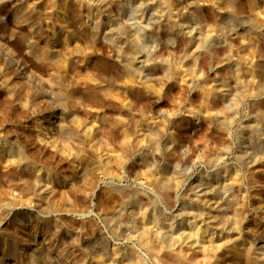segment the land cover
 Masks as SVG:
<instances>
[{
  "label": "clouds",
  "instance_id": "9594fccd",
  "mask_svg": "<svg viewBox=\"0 0 264 264\" xmlns=\"http://www.w3.org/2000/svg\"><path fill=\"white\" fill-rule=\"evenodd\" d=\"M10 2L0 0V6ZM39 2L28 5L21 26L0 29V90L4 102L22 117L15 140L0 131V148L7 149L12 170L0 180L14 186L19 181L37 198L41 192L54 193V185L70 186L73 194L85 192L89 200L103 192L118 198V206L108 215L92 211L95 204L80 211L74 201H66L69 222L57 218L56 232L67 229L64 238L70 243L61 247L46 240L39 252L23 253L24 264H68L90 224L102 226L117 249L128 245L136 250L139 258L129 264H179L177 248L190 241L199 244L204 224L211 228L214 221L225 231L241 233L236 238L241 239L246 216L235 188L247 187L248 169L264 163V110L250 107L264 98V86L252 90L255 80L242 78L247 61L229 38L241 29L246 35L264 33V5L259 0H226L223 8L222 0H74L79 11L73 17L69 0H49L55 16L38 11ZM202 3L225 13L224 19L214 12L209 22L199 8L190 11ZM78 40V46L69 48ZM98 45L107 47L109 66L97 67L90 60L88 70L81 69V57ZM221 47L227 50L218 55ZM233 61L228 76L217 73ZM176 85L179 96L173 91ZM129 89L134 101L127 99ZM118 95L125 99L121 114L113 115L105 109ZM189 117L197 125L206 118L207 127L216 129L196 142L203 147L183 136ZM36 146L41 151H33ZM48 149L67 161L71 174L41 158ZM193 194L192 202L205 209L224 205L236 212L225 218L195 213L200 227L174 235L176 220L192 215L176 213V206ZM209 195L216 199L208 200ZM16 206L0 203V214ZM37 218L47 221L43 227L51 232L50 213L41 209ZM231 244L235 240L208 251ZM81 251L90 256L87 248ZM246 251L252 264H264V250L253 244ZM101 255L111 256L106 246ZM109 264H115V257Z\"/></svg>",
  "mask_w": 264,
  "mask_h": 264
},
{
  "label": "rangeland",
  "instance_id": "374dc122",
  "mask_svg": "<svg viewBox=\"0 0 264 264\" xmlns=\"http://www.w3.org/2000/svg\"><path fill=\"white\" fill-rule=\"evenodd\" d=\"M40 2L42 4L40 7L43 6L44 2H46V7H49V0H40ZM225 2L226 0H222L219 7L223 8ZM259 2L264 5V0H259ZM203 4L206 3H202L201 11H203L206 16L210 17L209 22H211V19L215 18L212 16V13L215 12L216 16L219 12H216L211 4L210 6ZM12 9L13 7L10 3L7 4V6H0V16L6 18L5 21H0V29H2L5 24L9 28L17 27L18 24H15L16 22H14L15 19L13 18ZM40 9V12L46 11L48 14V8H44L43 6ZM78 11L79 9L75 6V4H73L71 13H77ZM85 11L86 9L84 12ZM49 12L51 13L53 10ZM56 23L55 26L58 27ZM46 25L47 23L45 26ZM229 39L232 41V43L239 47V54L245 57L248 64L251 62H257L259 60V55L253 51L254 47H258L264 55V33L252 32L251 35H246L244 30L241 29L237 33H234ZM78 42L80 41H77L76 43ZM226 50L227 49L224 47L217 49L218 55H223ZM233 54L235 55V53ZM86 55L88 56L85 57L87 60L83 61V59H81L80 61V68L84 69L85 71L88 70L85 68V66L90 60L93 64H96L97 67L107 68L109 66L106 63L108 61L109 53L107 47L105 46L98 45L95 51L89 49ZM231 69L232 67H230L229 64H225L222 69L221 67L217 68V73H219L221 76H228L231 72ZM263 75L264 70L263 73L259 75L260 77H257L258 79L261 78L263 80H258V86L264 85V78L261 77ZM211 76L215 77V73L211 74ZM80 79V77H77L78 83L80 82ZM232 83L235 84V81H232ZM256 87L257 86L252 87V90H255ZM131 91L132 90L129 89L127 99L134 101L135 98L131 95ZM173 91L177 96H179L180 85H176ZM116 99L111 102L110 108L105 109V111H109L112 114H121V108L119 106L122 105L121 101L123 102L125 97L123 95H118ZM4 101H6V97L2 94V90H0V113H2L0 114V131L8 134L10 140H15L16 134L21 128L20 121L22 120V117L20 113L16 111V107L14 105L5 103ZM164 106H167V102H165ZM250 107H255V110H264V98L260 99L259 101L250 102ZM93 115L95 114L93 113ZM54 117L55 116H52L50 119H54ZM186 119L191 120V123L185 126L183 136L186 139H189V142L192 145L203 147V145H197L196 142L204 137L205 133H208V136L211 137L212 134L216 132V129H209L207 127L208 122L206 118H202V122L199 125H197L195 120H192V118ZM12 121H16V123H12ZM32 131L35 130L33 129ZM109 145H111V141H109ZM4 149L6 148H0V176H6L8 171H12L8 168V152H3ZM33 151H41V149L39 146H36ZM101 151H103V149H101ZM113 155H115V153H113ZM41 158L44 160H51L57 170L71 174V169L69 168L67 161L62 160L59 156H54L51 149L43 151ZM248 172L249 175L246 181L247 187L237 185L235 188V192L239 194L241 198L240 203L243 206L242 215L246 216V219L241 226L243 233L242 238L236 239L235 244L228 245L226 247L220 248L218 251L211 253V256H209L210 258H205L200 253V251H197L193 246H191V244H195L196 241H190L189 244H185V247H183L184 249L188 250V252L190 251L189 255L190 257H193L194 264H252V261L246 250L249 249L253 244H255L257 249L264 250V163L253 165L250 169H248ZM17 175H19V173H17ZM196 183V180L192 181V185ZM53 187L56 189L55 192L52 194L48 193V200L45 199L46 201H43L42 199V201L45 202L43 204L42 201L40 202V198L38 199L35 196L29 195L23 189V186L20 185L19 181H16L14 186L8 180H0V203L12 202L17 205L16 207L12 208V210L5 209L4 213L0 214V264H24L23 253L25 251H32L33 249H35L36 252H39V250L45 246L46 240L52 241L53 244L59 242L61 247L67 246L70 243V240L64 238V234L67 229L61 228L59 234L56 232L57 218L63 220L65 223L69 222V220L66 219L68 211L66 201H74L78 206L76 210L80 211H87L90 204H95L96 207L92 208V211L103 212L106 210L108 215H112L113 209L118 206V198L113 199L106 196L103 192H98L97 198L95 200H89L85 192L73 194V192L70 190V186L65 187L61 185H54ZM201 199H204V197H201ZM207 199L213 200L216 199V197L209 195ZM194 200L195 194H193L189 201H181L180 204L176 206V213L185 212L191 213L192 215H184L180 219L176 220L177 230H175L176 232H173L174 235H179L181 232H194L198 227H200L202 221L197 223L194 222V225L193 223L190 225V222L188 223V221H190L189 219H191L192 222L193 218L196 217L195 213L201 212V210L207 212L211 210L205 209L201 204L192 202ZM42 208H44L43 210H46L51 215V232L43 227V223H47V221H41L37 218L38 213ZM220 208L222 212L221 214L224 216V218L228 215H234L236 212L235 207L225 209L224 205H221ZM204 226H206V224ZM206 229L208 231H202L200 240L204 238L207 232H213V226L210 228V230L208 227ZM73 231L79 232V228L73 225ZM126 231V229H121L122 234H124ZM87 233L88 235L81 239L80 247L75 250V253H78V255L72 253V249L69 248V253H72L74 259L70 258L68 264H75V261L80 260L81 258L86 260L87 264H102V262H109L112 257H115V259L117 258V260H115V264H125L127 262L129 263V261H133L134 259L137 260V256L139 258V254L136 252V250L128 245H123L117 249L111 240L106 239V234L103 232L102 226L90 224L87 228ZM234 233L235 237L241 236V233ZM94 239L103 240L105 242L94 244L92 243ZM105 246L107 247V251L111 254L109 257L110 259L101 255ZM82 248H87L90 256L81 251ZM117 252L119 254H117ZM161 255L162 257H166L169 254L162 253ZM133 256L136 257L134 258ZM90 257H94V259ZM121 257L124 261L120 259ZM131 257L132 259L128 260ZM117 261L119 262L117 263ZM167 264H172V261L169 260ZM179 264L192 263H189L188 261L184 262L183 260L179 259Z\"/></svg>",
  "mask_w": 264,
  "mask_h": 264
},
{
  "label": "bare ground",
  "instance_id": "6f19581e",
  "mask_svg": "<svg viewBox=\"0 0 264 264\" xmlns=\"http://www.w3.org/2000/svg\"><path fill=\"white\" fill-rule=\"evenodd\" d=\"M72 2H73V4H74V0H69V3H70V5L72 4ZM184 2L185 3H187L188 2V0H184ZM30 3H32V1L31 0H11V2H10V4H12V7H13V9H12V13H13V18L15 19V21L14 22H16L15 24H18L17 26H21L20 25V22H21V20L22 19H24V14H25V11H26V9L28 8V5L30 4ZM73 4H72V6H73ZM42 4H41V2H39L37 5H36V7H37V9H38V11H41V9L40 8H42L43 6H44V8H48L49 9V7H46V2H44L43 3V6L42 7H40ZM203 5H206V6H210V4H203ZM197 8H199V10H201L202 9V4H200V5H193V7H192V9H190V11H196L197 10ZM45 11V10H44ZM48 11V10H47ZM87 11V10H86ZM85 11V12H86ZM43 12V11H42ZM46 12V11H45ZM47 13V12H46ZM48 14H51L52 16H55V11L53 10V12H49L48 11ZM72 14V13H71ZM63 15V14H62ZM75 15H76V13H73L72 14V16L73 17H75ZM226 14L225 13H222V12H219V13H217V15L216 16H218L219 18H220V21H222L223 19H224V16H225ZM57 24V26L58 27H56L57 29H59L60 28V23L59 22H57L56 23ZM46 28L48 27V25H46L45 26ZM79 41V40H78ZM77 42V41H76ZM79 44H80V42H78ZM78 43H75V44H69L68 46H69V48H72V47H76V46H78L79 44ZM254 50V52L255 53H257L258 55H259V60L257 61V62H249L250 63V65H251V67L250 68H248L247 67V64H245L244 65V67H245V69H246V71H244V72H242V78L243 79H245L246 81H252V80H255V82H256V84L255 85H253L252 87H254V86H258V83H259V81H260V79L261 78H257V77H260L259 75H261L262 73H263V64H264V55H263V53L261 52V50L258 48V47H254L253 48ZM244 50V49H243ZM242 50V51H243ZM241 51V52H242ZM87 52H88V50H87ZM87 52H86V54H87ZM218 53V52H217ZM243 53V52H242ZM85 57H88L87 55L86 56H84V57H81V59H83V61H85V60H87V59H85ZM245 58V57H244ZM81 59H80V61H81ZM246 60V59H245ZM82 63V62H81ZM235 61H233L231 64H229L230 65V67H232V68H234V66H235ZM81 65V64H80ZM223 68V67H222ZM221 68V69H222ZM220 69V68H219ZM232 70V69H231ZM218 72H220V71H218ZM262 72V73H261ZM215 76H216V73H215ZM221 76V75H220ZM223 77V76H222ZM261 77H263L264 78V75L263 76H261ZM259 80V81H258ZM262 80V79H261ZM263 81V80H262ZM233 84V83H232ZM261 84V83H260ZM260 86H264V85H260ZM120 97V96H119ZM118 97V98H119ZM117 100V99H116ZM118 101H119V99H118ZM121 103H123L122 101H121ZM119 104V103H118ZM120 105V104H119ZM120 108H121V105L119 106ZM95 114V113H94ZM113 115H119V113H117V114H113ZM190 118V117H189ZM54 119H55V117H54ZM188 120V119H187ZM3 152H8V151H6V149H4V151ZM41 200H40V202L42 201V199H43V201H46L45 199H47L48 200V193L47 192H41L40 193V197H39ZM38 198V199H39ZM31 200V199H30ZM42 201V202H43ZM29 202V201H28ZM39 202V201H38ZM45 202H43V204H44ZM36 205V204H35ZM41 206H43V205H41ZM49 206V205H48ZM47 206V207H48ZM45 207V206H44ZM40 208V207H39ZM42 209H44V208H42ZM47 209V208H46ZM221 209V208H220ZM220 209H211V210H209L208 212L210 213V215L211 216H213V217H215V216H219V217H221V218H224V216L221 214L222 212H221V210ZM12 210V209H11ZM202 211V210H201ZM206 219H208V217L206 216L205 217ZM190 221H188V223L190 224V225H192V223H193V225H194V222L195 223H197V222H199L200 220H198V219H196V217L195 218H193V220H192V222H191V219H189ZM201 223V222H200ZM219 223H220V221H214L213 222V232H207V234H205V236H204V238L202 239V240H200V243L199 244H191V245H195L194 246V248L197 250V251H200V253L205 257V258H210L209 256H211V253H213L212 251H208V249H210V248H212L213 246H217V245H220V244H222L225 240H236V238L237 237H235L234 235H235V233L234 232H228V231H225L224 229H222V228H220L219 227ZM202 224V223H201ZM199 225V224H198ZM205 225V224H204ZM206 226H207V224H206ZM206 226H204L205 228L204 229H206L207 227ZM195 227V226H194ZM196 227H197V225H196ZM209 228V227H208ZM175 230H177V228L175 227V229H174V231ZM209 230H210V228H209ZM173 231V232H174ZM206 231H208L207 229H206ZM176 232V231H175ZM36 240V239H35ZM41 244V243H40ZM36 246V245H35ZM42 247V246H41ZM185 247V246H184ZM184 247L181 249V248H177V252H180L181 253V258H180V260H183L184 262H189V263H192V264H194V259H193V257H190V255H189V253H190V251L188 252V250H186V249H184ZM12 250V249H11ZM94 250V249H93ZM40 251V250H39ZM119 251V250H118ZM120 252V251H119ZM117 254H119L118 252H117ZM135 255V254H134ZM136 255H138V254H136ZM5 256V255H4ZM116 256H119V255H116ZM128 256V255H127ZM7 257V256H6ZM134 257V256H133ZM136 257V256H135ZM134 257V258H135ZM182 257H186V259H184V258H182ZM109 258V257H108ZM125 258V257H124ZM126 258H128V257H126ZM110 259V258H109ZM120 259H122V257L120 258ZM132 259V257L130 258V259H128V260H131ZM137 259H138V256H137ZM196 259V258H195ZM5 260H6V258H5ZM104 260V259H103ZM115 260H117V258L115 259ZM126 260V259H125ZM128 260H126V261H128ZM134 260H136V259H134ZM133 260V261H134ZM105 261V260H104ZM122 261H124L123 259H122ZM101 262H102V260H101ZM119 261H117V263H118ZM128 263V262H127ZM127 263H125V264H127ZM14 264V263H13ZM102 264H109V262H105V263H103L102 262ZM129 264V263H128Z\"/></svg>",
  "mask_w": 264,
  "mask_h": 264
}]
</instances>
